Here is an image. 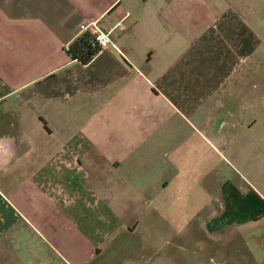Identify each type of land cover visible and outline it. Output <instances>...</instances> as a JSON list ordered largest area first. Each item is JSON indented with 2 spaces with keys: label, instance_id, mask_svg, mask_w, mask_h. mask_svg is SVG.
Returning <instances> with one entry per match:
<instances>
[{
  "label": "crops",
  "instance_id": "1",
  "mask_svg": "<svg viewBox=\"0 0 264 264\" xmlns=\"http://www.w3.org/2000/svg\"><path fill=\"white\" fill-rule=\"evenodd\" d=\"M0 264H264V0H0Z\"/></svg>",
  "mask_w": 264,
  "mask_h": 264
},
{
  "label": "built area",
  "instance_id": "2",
  "mask_svg": "<svg viewBox=\"0 0 264 264\" xmlns=\"http://www.w3.org/2000/svg\"><path fill=\"white\" fill-rule=\"evenodd\" d=\"M125 29L126 26L124 22L118 23L109 30L102 29L97 23L94 22L87 25H81L79 28V37L84 34L90 35L92 46L98 50V53L109 48L118 50V47L113 40V34L116 30Z\"/></svg>",
  "mask_w": 264,
  "mask_h": 264
},
{
  "label": "trees",
  "instance_id": "3",
  "mask_svg": "<svg viewBox=\"0 0 264 264\" xmlns=\"http://www.w3.org/2000/svg\"><path fill=\"white\" fill-rule=\"evenodd\" d=\"M68 53L73 59L87 65L98 54V50L92 46L90 35L84 34L69 47Z\"/></svg>",
  "mask_w": 264,
  "mask_h": 264
}]
</instances>
